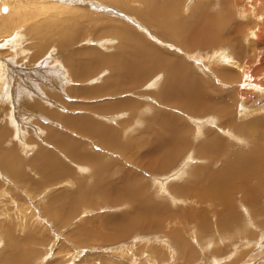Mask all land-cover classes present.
<instances>
[{
    "label": "rangeland",
    "instance_id": "rangeland-1",
    "mask_svg": "<svg viewBox=\"0 0 264 264\" xmlns=\"http://www.w3.org/2000/svg\"><path fill=\"white\" fill-rule=\"evenodd\" d=\"M20 1H23V3L21 2L19 4L24 7L19 10V14L15 17L17 20L19 19L18 22L13 24L14 20L12 25H9L11 30L8 29L4 33H1L3 29H0V264L9 262V259L5 257V254L11 249L10 247L8 248L7 245H10L12 241L15 240L22 242H19L16 247L18 245L21 246V244L26 247L25 249L22 247L19 248V254L23 252L26 253L24 254L25 256L28 255L27 257L14 255L18 256L15 258L16 264L18 262L20 264H26L28 261L29 263L27 264H148V261H150V264H161L163 259L169 260L168 254L172 252L171 249H176V260L179 259V261H175L174 263L184 264L183 259L189 257L188 250L182 246L177 248V243H174L173 240L152 238L154 235L150 234L149 231L144 232L135 229H132L131 233L127 232L119 237L113 228L110 227V224L106 222L108 218H116L118 217V214H123V209L126 207L113 204L118 199V195L121 192H126V189L129 188V184L131 185L130 181L128 182V179L123 182V179H125L124 173L127 169L132 172L134 168V171L136 172L135 177H137L136 179L139 180L141 178L139 181L144 183L148 190H150L151 186L152 191L150 193L152 194L153 192L152 195L155 196L156 199H160L161 196L156 194V189H153V183L151 180L158 178V173L150 174L151 172L149 171L151 167L141 165L139 162L134 164L130 161V163H128L127 156L129 157L128 160H130V154L128 151L126 152L124 148H122L123 151L121 150L122 153H120V157L111 153L113 149L103 148V150L101 148L103 147L102 143L100 146L97 142H94V139L89 137L91 134L86 135L84 131L82 132L83 128L69 127L72 132H67V130L63 128L62 121L60 120V118H65L66 120L64 121V124L67 123L70 126L79 127L75 121L77 120L79 123L80 117L88 116V119H90L93 124L95 121H99L101 129H103L109 128L111 125L105 122L108 119L100 118L98 115L101 114V117H112L117 114L116 112L112 113V111L101 112V95H95V93L101 92V84H104V70H102V72L101 70H95L94 72L96 73L97 71V74L93 75L88 80L86 79L84 82H78L71 76V65H67L65 59L73 56L74 59H76L78 58L76 53L87 49L99 50L98 52L101 55V46H97V42L102 39H105V43H115L116 41L114 40H107L108 38H111L112 35L110 33L108 36L106 35L108 30L105 23L108 22L107 25H109L112 21H118L124 27L137 33L144 41H147L148 44L151 45L152 43L162 48L164 47L163 45H165V41H161L160 43L159 41L161 38L167 41H169L168 39L172 40L168 34L170 32L167 29L165 30L158 21L155 22V20L151 19L154 18L152 17L154 14L148 16L149 13H147V15L145 12L146 10H142L145 6L141 3L143 1L139 0H35V4L34 0ZM186 1L187 0H179L178 6L182 3L184 4V2L186 3ZM189 1L190 0L186 3L187 7L185 6L183 10L185 15L186 13H190L194 6H200L202 8L201 10L208 15H211H206L207 19L210 17L222 19L223 16H226V14H229L230 12L233 13L232 15H235V17H232L231 24L227 27H223L229 29L230 36H242V41L245 46V55L243 58L239 59V61L250 70L249 77L244 76L246 73L243 74L237 70L234 75H231L228 80H225L226 83L231 84V86L225 88L224 86L219 87L220 93L218 94V97H221L223 100L231 99L232 101H235V109H237L236 106L241 103L240 101L244 97L243 100H245L246 103L242 104L246 105L250 110L252 109L251 111H253V113L250 111L251 114L249 113L246 118H253L255 117V114L258 117L257 113L261 115V122L259 121L258 123L261 130L255 133V139L252 137L255 143H251L252 147L255 148L258 144L259 148L256 149L259 150L264 147V78H262L264 77V0L261 2H258L259 0ZM86 2L90 7L85 8V6H83ZM255 2H257L256 6L254 5ZM137 9L139 11H137ZM45 10H49V15L48 13H45ZM54 11H56V13ZM68 12L70 14H72V12L73 14H77L78 18L75 19L71 15H66ZM58 14L59 16L56 17L59 19L57 18L54 20L56 18L55 15ZM96 15L99 16L96 17ZM191 15L195 18V13L190 14V16ZM50 17H53V19ZM200 17L203 19L204 15H200ZM41 19H43V21L46 20V22H54V36L47 34L48 36L46 35V37H42L41 39L36 38L27 32L29 24H34L36 21L39 22ZM260 20H262V22ZM19 21H21V23ZM73 22V27H70L69 24ZM153 22H155V24ZM256 23H258V28L254 27ZM67 24L70 27V30H79L76 40H74L75 42L73 41L70 43L68 41L69 38L67 39L66 37V33L69 31V27L66 29ZM241 24L243 25L238 26ZM102 29H105V32ZM16 30L21 31H18L16 36L19 35V32L23 36L22 38H17V40L19 39L18 41L13 42L10 37ZM111 32L114 31L111 30ZM159 37L161 38L157 39ZM243 38H247V41H244ZM7 39L8 41L11 40L13 43L6 42ZM62 39H65V41H62ZM175 45L178 48L183 49L180 44ZM169 46L170 48H174L172 45ZM18 48L19 50H17ZM112 49H114V47ZM112 49L111 51H104L105 54H108L107 52H115ZM214 50L215 49L209 51L199 49L195 51L194 54H184L185 56H181V60L187 63V66L191 68V71L196 74L195 76L197 78L202 80L209 79L210 85L212 86H215L213 83L218 80H220V82L224 81V73H214L212 81L209 74H204L203 72V70L206 72L208 71V68L206 69L207 62L208 66H211V58H208V56L211 55ZM195 54H197V56H195ZM201 57L205 58L201 59ZM222 63H219V65L214 64V69L218 70L220 68H227V63ZM92 64H96L95 60L94 62L92 61ZM260 69L263 70L260 71ZM59 71L65 72V81L61 80L63 79V75L60 74ZM249 82L251 84H258V88L254 87V85H251ZM149 83V81L145 84L138 83L135 87L137 89L142 88L144 92L148 93L150 92L147 88ZM260 84L261 88H259ZM118 86L120 87L117 90L120 91L122 87L120 84H118ZM206 89L208 93H212L209 91L210 88L206 87ZM134 97L136 96L133 95L128 98L130 103H128L129 105L124 109L126 116L124 118H121L122 116L118 117L117 124H113L111 127L117 130H128L120 142L124 141L127 145L130 144L128 146L125 145L126 143L123 145L125 147H133L130 152L133 155H136L137 159L142 157L140 158L142 162H147L148 159L144 158V152L147 153V149L150 150L152 145H155V149L160 154H164V146L167 148L168 143L169 146L171 145V139L169 142L168 136L170 133L174 132L172 131L170 118L162 114L163 111L172 114L177 119L188 121L185 122V126L191 130L193 129L194 126L192 125L194 123L191 124L193 120H191L190 117H185L184 110L181 108L176 107L175 110L172 109L174 108L173 106L169 105L168 106L171 108H164L158 104H152L153 102H151L150 105H141L138 99H135ZM174 99H176L175 96ZM131 103H135V105H131ZM229 103L230 102L228 101L227 105H229ZM255 108L260 109V111H255ZM119 114L121 115V112H119ZM205 114L208 115L203 116V120H201L204 121L203 123L205 124L211 120L210 118L215 120L217 118V116L212 113H204L203 115ZM69 118L73 119V122H75L74 125ZM75 118L78 119L75 120ZM241 118L240 120L234 119L235 127L238 131V121L243 125L246 123V118L244 117L245 120ZM227 119L229 121V118ZM214 126H216V122H214ZM235 127H232V130ZM50 129L54 130L55 133L52 134ZM216 131H218V129H216ZM229 132L231 131L229 130ZM81 133L82 135L85 134L84 136H87L90 139L83 137ZM66 134L73 140L76 139L75 141L80 142L81 145H86L85 151L87 153H95L96 155L94 154V157L99 158L101 169L95 168L91 161L85 162V166H78V162H75L74 159L69 157L65 151L63 152L60 147L54 145L55 143H53L52 140L57 141L58 139H61L62 136L66 137ZM103 134H105L104 129ZM51 135H55L52 140ZM218 135H220L225 141H228L229 144L232 142L231 152H235L233 145L235 146V149L240 147V144L237 141L233 142L232 139H228L227 134H221V132L218 131ZM62 139L67 140L63 137ZM59 143L60 141L58 140L57 144ZM69 143L70 145H73L71 141H69ZM120 144V146H122V143ZM113 145L114 143H112V146ZM81 149L82 147L80 144H77L73 145L72 151L75 152V150H77L82 152ZM40 152L43 155L42 157H40ZM45 153L47 155H45ZM122 154L126 157H123ZM223 157L224 155L222 153L218 158V165L217 163L216 166L214 165V160L209 162L205 161L204 164L206 166L202 163L203 165L193 172L192 178L198 177L200 174L199 177H201V181L205 180L202 182L203 189L206 188V185L207 187H210L209 183L213 181L211 176H215V173L218 174V176L222 175V173L223 175H228L220 176V178H223V180L222 178L221 180L225 181L226 178H228L230 182H235L233 184L236 189V186L238 185L237 179L235 176L230 175L233 170H226L227 172L222 171V173H217V171L222 168V163H220V161ZM46 158L54 160L53 162H57L62 167L64 165L65 167L63 168H66L65 170L67 171V174L48 176L44 168L47 164ZM259 158L263 159L264 155L259 156ZM247 159L245 158L244 160L246 161H241L240 171L251 165L250 160ZM163 161L172 164L174 159H170L164 155L157 159V163H162ZM196 164H201L200 160L195 159L192 164H187L189 165L187 166L189 169L187 171H191ZM76 166L77 168L87 167V170H77ZM201 169L202 171H200V173L199 170ZM190 174L191 173H189V175ZM189 178L190 176H185V179L181 182H174L173 180L167 179V181H169V183L166 184L167 189L175 187V189L178 190L182 188L179 186H181L186 180H190ZM64 181L71 184H66ZM207 182L209 183L206 184ZM247 183L252 186L251 188H255V190L257 189V192H264V175L261 180L253 178L251 180L247 179ZM82 184L84 185V190L85 186H88L86 187L87 191L84 192L85 199V193L87 194L91 192L94 197V206L89 205L92 201L91 199H88V202H85L84 206L83 204L77 205L79 203L78 201H80L78 199L82 195H77L82 191ZM62 192L65 195L61 196L62 200L60 201L59 196ZM53 195H57L55 200L52 198L54 197ZM228 196L230 198L231 208L234 211H237L235 212V214H237L236 217L233 215L234 211L229 212L231 209L225 207L226 205H220L218 196H216L217 199L214 201V204L212 205L213 207L205 210V208H208V204H206L202 205V207H199L197 210L198 212L207 211V213H205L207 215L206 217L211 216L208 219H211L212 222H214L212 225H215L217 228L213 226L211 227L212 233L205 237L206 240H203V237L198 238L203 235L199 234V232H197V234L195 232L183 235L186 239L184 241H187L189 248H192L195 252V254H193V260L189 259V264H193V261L196 262L194 264H212V261L213 264H229L232 261H237V264H264V197L258 202L254 201L253 203H245V207L244 205L241 206L239 203L238 199L240 193L238 191H234L233 194L227 195V197ZM165 197L168 199V204L171 203L172 207L175 206V210L182 211L186 208L185 205L182 207V205L177 204L176 200L173 202L169 197ZM50 198H52L53 203L49 202ZM69 198L70 200L72 199L75 204L72 205V201H70ZM58 202L61 205L58 204ZM62 205L66 206V212L61 210ZM74 205H77V207L74 208ZM103 207H105V209ZM70 209H73L74 211L72 210L73 212H70ZM210 209L213 212H210ZM220 210L222 211L220 212ZM55 211L58 212L55 214ZM63 211L66 214H63ZM214 212L219 215L222 214V217L224 218L222 225L225 223L229 224L232 228V233L226 232V235L219 233L220 225L216 222L217 220L214 216ZM255 212L257 216L255 215ZM62 215L64 217H62ZM189 223L195 226L192 222ZM164 224L167 225V222ZM170 226H173V229L177 230V226ZM178 226H181V224L179 223ZM235 226L237 228H235ZM197 227L202 229L200 225ZM233 227L238 233H244V236L236 235ZM168 229L169 228L167 227H163V232L161 231L160 234L156 235H163ZM2 230L6 232L7 236L6 234L1 235V232H3ZM252 235L254 236V239L252 238ZM147 236L149 237L147 238ZM258 236H260L261 239H259ZM120 238L121 240H119ZM34 240L35 242L38 240V243L33 242ZM147 243H149V245ZM166 243L168 245H165ZM169 246H172V248ZM152 247H154V249L156 248L155 250L157 254L148 251ZM226 250L229 251V254H227L228 252ZM26 251H28L29 254ZM224 252H226V254ZM158 258H162V260L159 261ZM220 260H223V263ZM162 264H168V261L163 262Z\"/></svg>",
    "mask_w": 264,
    "mask_h": 264
},
{
    "label": "bare ground",
    "instance_id": "bare-ground-1",
    "mask_svg": "<svg viewBox=\"0 0 264 264\" xmlns=\"http://www.w3.org/2000/svg\"><path fill=\"white\" fill-rule=\"evenodd\" d=\"M114 1H116V0H114ZM139 1H143L141 3H143L145 6L144 8H142V10L143 11L146 10L145 11L146 14L149 13V15L147 14L148 16H150V15L152 16V14H154V16H152L154 18H151V19L155 20V22L158 21V23L161 24L165 30L167 29L170 32V33H168L172 39V40L168 39L170 42L161 38V37L157 38V39L161 38L159 43L161 41L162 42L165 41V43H164L165 45H163L164 50L162 47H160L158 45H154L152 43H151V45L148 44L147 41H144L137 33L133 32L131 29H129L127 27H124L118 21L115 22V21L109 20L112 22H110L109 25H107L108 22L105 23L107 30H108V32H107L108 34L106 33V35L108 36L110 33L112 36H111V38H108L107 40H114L116 42L115 43H113V42L105 43V39H102L101 41L97 42V46H99V47L101 46V55L98 52L99 50H88L87 49L88 51L84 50V51H81L79 53H76V55L78 57L76 59H74V56L65 58L67 65H71V70H72L71 76L73 77V79L75 81L84 82V81H86V79L88 80L93 75L97 74V71L101 70V72H102V70H104L103 71L105 74V76L103 78L104 84H101V92L96 91L97 93H95V95H99V94L101 95V109H100L101 112L112 111V113H114V112L117 113L116 115H114L112 117H107V116L101 117V114L98 115L100 118L108 119L105 122L110 124L111 126H113V124L114 125L117 124L118 117L122 116L121 118H124L126 116L124 109L126 108L127 105H129L128 103H130L128 101V98L134 95V96H136L134 98L138 99V101L141 105H150L151 102H153L152 104H158L159 106L164 107V108H167V107L171 108L169 106H173L174 108H172V109H175L176 107L181 108L182 110H184L185 117H190V119L194 121V122L192 121V123H191V124L194 123L192 125V126H194L193 129L191 130L185 126L186 125L185 122H188V121L177 119L172 114H168V113H165L163 111L162 114H164L165 116L170 118L172 131L174 132V133H170L168 136L169 142L171 139V145L169 146V143H168L167 148H166V146H164V148H163L165 150L164 154H160L159 152H157V150L155 149V145H152L150 147V150L147 149V153L144 152L145 153L144 158L148 159L147 162H145V161L142 162L140 159L142 157H139L137 159V156L133 155L130 152V150H132L133 147H130V146H129L130 148L125 147L123 144H125L126 142H124V141H123L124 143L120 142L122 140V138L124 137V134H126L128 130H117V129H113L110 126L109 128H103L104 132H105V134H103V129H101V124L99 123V121H95L93 124V122L90 119H88V116L80 117V120H79L80 124L76 120L78 118H75V120H76L75 122H77L76 124H78L79 127L70 126L67 123L64 124V121L66 120L65 118H60V120L62 121L61 123H62L63 128L65 130H67V132H72L70 128H83L82 132L84 131V133H86V135L91 134V136H89V137L90 138L92 137L94 139V142H97V144H99L100 146L102 143V145H103V147H101L102 149L103 148L104 149H113V151H111V153L120 157L121 156L120 153H122V151H123L122 148H124L125 151L126 152L128 151L130 154V155L127 154L131 158L130 160H128L129 157L127 156V161H129L128 163H130V161L134 164L139 162V164H141V165L151 167L150 171H149V172H151L150 174H152V173L157 174L158 173V175H159L158 178H154L153 180H151V179L150 180L153 183L152 184L153 189H156V191H155L156 194L161 196L160 199H156L155 196L152 195L153 192H152V194L150 193L152 191L151 186H150V190H148L146 188L145 184L139 181L141 179L140 177H139L140 178L139 180L136 179L137 177H135L136 172L134 171V168H133L132 172L127 169V171L124 173L125 179H123V182H125V180L128 179V182L130 181L131 185L129 184V188L126 189V192H121L118 195L119 196L118 199L113 204V205H120V206H123V207L126 206V207L123 209V214H121V213H120V215L118 214L117 215L118 217H116V218H113V217L108 218L106 220V222H108L110 224V227L113 228V230L118 234L119 237L123 236V234H125L127 232L131 233L132 229L133 230L135 229V230H139V231L142 230L144 232L149 231L150 234L154 235V236H152V238H162L163 240H173L174 243L175 242L177 243V246H176L177 248L179 246H182L183 248L188 250L189 257L184 258L183 263L189 264L190 263L189 259L193 260V258H194L193 254H195V252L192 248L191 249L189 248L187 241H184L186 239L183 237V235L184 234H191V233H195V232L197 234V232H199V234H203V235L199 236L198 238L203 237V240L204 239L206 240L205 237L208 234L212 233L211 227L213 226L212 224L214 223V222H212L211 219L210 220L208 219L211 216L206 217L207 215L205 213H207V211H205V212L204 211H201V212L197 211L199 209V207H202V205L208 204L207 205L208 208H205V210H208L209 208L213 207L212 205L214 204V201L217 199L216 196H218V200L220 201V205L221 204L226 205L225 207L232 210V211L230 210L229 212H233L234 210L230 206V204H231L230 198H229V196L227 197V195L233 194L234 191H238L240 193V197L238 200H239V203L241 206L244 205L245 203H249V202H251V203H253L254 201L258 202L259 200H262L264 197V192H262V191L257 192L256 191L257 189L255 190V188H251L252 186H250L247 183V179L251 180L253 178L256 180H261V179H263V175H264V158L263 159L259 158V156L264 155V147L257 150L256 148H259L258 144L256 145V148L252 147V145H251V143H255L253 141L252 137H254V139H255V136H256L255 133L257 131L261 130V128L259 127L260 125H258L261 115L257 113V115H258V117H257L255 114V117L249 118L252 120H249L246 118L252 109L250 110L246 105L242 104V103H246V101L243 100L244 97L241 99V101H240L241 103H239L238 106H236L237 109H235V104H236L235 101H232L231 99L223 100V99H221V97H218V94L220 93L219 87L224 86V88H225V87L231 86V84H229V83L227 84L225 80H228V78L231 77V75H234V73L237 70L243 74L246 73L244 76H247V77H249V72H250V70H248V68L245 65H243V63H241L239 61V59L243 58V56L245 55V46H244L243 41H242V36L241 35H239V37L230 36L229 35V29L224 28V27H227L229 24H231L232 19H233L232 17H235V15H232L233 13L230 12L229 14H226V16H223L222 19L212 18V17L207 19L206 15H208V14L206 12H204L203 10H201L202 8L200 6L199 7L194 6L192 11L188 14L186 13V15H185L183 10H184L185 6L187 7L186 3L188 0L186 1V3L184 2V4L182 3L179 6H178L179 0H139ZM261 1L262 0H259L258 2H261ZM21 2L23 3V1H20V0L19 1L18 0H0V29L1 30L3 29V31L1 33H4L8 29H10L9 25H12V22L14 20L15 21L13 22V24L18 22L19 19L17 20V18H15V17L19 14L18 13V12H20L19 10H21L24 7L23 5L19 4ZM134 2H136V1H134ZM86 3L83 4V6H85V8L90 7L88 5V3H87V5H86ZM256 3L257 2L254 3L255 6L257 5ZM34 4H35V0H34ZM80 6H82V5H80ZM91 6H92V4H91ZM27 7H28V5H27ZM44 7H46V6H44ZM79 9H80V7H79ZM90 9H88V10H90ZM137 11H139V10L137 9ZM179 11H180V13H179ZM54 12L56 13V11H54ZM45 13H48V15H49V10H45ZM194 13H195V18H193L192 15L190 16V14H194ZM21 14H22V11H21ZM72 14H73V12H72ZM72 14H70L68 12L66 15H71L75 19L78 18L77 14H73V15ZM202 14L204 15L203 19L200 17V15H202ZM209 14H211V13H209ZM56 16H59V14L55 15V17ZM98 16L99 15H96V17H98ZM208 16H211V15H208ZM241 16H243V15H241ZM57 18L58 17H56L54 20H56ZM60 18H61V15H60ZM74 18H73V20H74ZM51 19H53V17ZM48 20H49V18H48ZM63 21H61V22H63ZM129 21H130V19H129ZM260 21L262 22V20H260ZM19 22L21 23V21H19ZM155 22H153V23L155 24ZM57 23H59V22H57ZM72 24H74V22L69 24L70 27H73ZM242 25L243 24L238 25V26H242ZM68 27L69 26L67 24L66 29H68ZM70 27H69V31L67 30L68 31V33H66L67 35L66 34L65 35H66L67 39L69 38L68 41L71 43L74 40H76V36L78 35L77 33L79 32V30L78 31H77V29L70 30ZM220 27H223V28H220ZM254 27L258 28V23H256L254 25ZM26 28H28V27H26ZM111 30H113L114 32H111ZM18 31H20V30H16L13 33V35H11V37L9 36L13 42L18 41L19 39L17 40V38H22V36H23L20 33L22 31V29L19 32V35H18L19 37L16 36ZM27 32H29V34H31L32 36H35L36 38L42 39V37H46L47 34H51L53 36L55 35V25H54L53 21L46 22V20L43 21V19H41V21H39V22L36 21V23H34V24L33 23L29 24V28L27 29ZM11 40L8 41V39H7L6 42L13 43ZM243 40L247 41V38H243ZM62 41H65V39L64 40L62 39ZM116 44H118V45H116ZM175 44H180V46L184 50L181 48H178ZM169 45H172V47H174V48H170ZM157 46H158V48H157ZM113 47H114V49H112ZM159 48H161V49H159ZM94 49H95V47H94ZM111 49L115 52H113V53L107 52L108 54H105L106 51H111ZM199 49H204V50H208V51L215 49L212 52V54L208 56V58H211V60H210L211 64L209 63L211 66L209 67L208 62H207L206 69L208 68V71L206 72L205 70H203V72H204V74H209V76L212 78V81H213L214 73H224V81L223 82H220V80L217 79L218 81L213 83L215 86L210 85L209 79L208 80H202L200 78H197L195 76L196 74L193 71H191V68H189V66H187V63H185V61L181 60V56H185L184 54L191 55V54H194V52L199 50ZM17 50H19V48ZM197 54H195V56H197ZM202 58H205V57H201V59ZM94 60L96 63L95 65L92 64V61L94 62ZM212 62H213V65H212ZM222 62L227 63V68H223V69L220 68L218 70L214 69V64L219 65V63H222ZM203 63H204V61H203ZM88 65L92 66V67H89ZM97 65H99V66H97ZM95 70H97L96 73L94 72ZM262 70L263 69H260V71H262ZM59 72H60V74L63 75V79H61V77H60V79L65 81V79H66V75H64L65 72L64 71H59ZM98 78H100V77H98ZM262 78H264V77H262ZM147 81L150 82L147 85L148 91H150V92L146 93L142 90V88L137 89L135 87L138 83L145 84ZM118 84H120L122 87L120 91L117 90L120 87V86H118ZM217 85H218V87H217ZM251 85H254V87L258 88V84H256V83H253ZM206 87L210 88L209 91L212 93H208ZM131 88H133V89H131ZM259 88H261V84L259 85ZM126 89H129V90H126ZM123 90H126V91H123ZM119 92H120V94H119ZM174 96L176 97V99H174ZM164 99H167V100L162 101ZM220 100H222V101H220ZM228 101L230 102L229 105H227ZM131 105H135V103H131ZM71 108H72V106H71ZM263 108H264V106H263ZM3 110H4V108H3ZM255 111L259 112L260 109L255 108ZM119 112H121V115L119 114ZM185 112L188 113L189 115L186 114ZM204 113H212V114L216 115L218 119L216 117H215L216 120L213 118H210L211 120L206 122L207 124H205V123H203L204 121H201V120H203L202 119L203 116H207L208 114L203 115ZM251 113H253V111H251ZM190 115H192V116H190ZM241 116H242V118H241ZM243 116L246 118V120L244 119ZM226 117L229 118V121ZM240 118L244 119L246 123L243 125L242 123H239L240 121H238V124H239V131H238L237 128L235 127L234 119L240 120ZM69 120L73 122L72 118H69ZM75 122H73L72 124L74 125ZM214 122H216V126H214ZM232 127H235L233 129L234 131L232 130ZM216 129H218V131H220L221 134H225V135L227 134L228 139L229 138L232 139L233 142L237 141L240 144L239 145L240 147L235 149L234 148L235 146L233 145V149L235 152H231L230 150L232 149V142L229 144L228 141H225L224 139H222L221 136L218 135V131H216ZM229 130L231 132H229ZM50 131L52 132V134L55 133L54 130L50 129ZM232 132H233V134H232ZM81 135H82V133H81ZM84 135L85 134H83L82 136L85 137ZM54 136L55 135H51V140ZM257 136H259V135H257ZM62 137L66 138L67 140H63ZM62 137H61V139H58L60 141V143H59L60 145L57 144L58 140L57 141L52 140L53 143H55L54 145L56 147H60L63 152L65 151L69 157L74 159L75 162H78L79 163L78 166L79 165L85 166L86 165L85 162L91 161V162H93V165L95 168L101 169V166L99 165V158L94 157L96 155L95 153H94L95 155L93 153L92 154L87 153L85 151L86 145H81L80 142L75 141L76 139L73 140L72 138L68 137V135L66 137H64V136H62ZM89 137L86 136L85 138L90 139ZM69 138H70V140H69ZM112 138L114 141L112 140ZM88 139H86V140H88ZM256 139H257V137H256ZM69 141H71V143L73 145L80 144V146L82 147V149H81L82 152H79L77 150H75V152H73L72 151L73 145H70ZM90 142H91V140H90ZM112 143H114L113 146H112ZM120 143H122V146H120L121 145ZM125 145H127V143ZM128 145H130V144H128ZM118 146H119V148L120 147L121 148L119 149ZM126 148H127V150H126ZM125 151H124V153H125ZM228 151H230V152H228ZM222 153H223L224 157L221 159V161L219 159L220 163H222V166H221L222 168L219 171H217V173L218 172L222 173V171H226V170H229V171L233 170V171H231L232 174H230V175L235 176L237 179L238 185L236 186V189L239 187V185H240V187L236 190L234 188V184H233L235 182H230L228 180V178H226L225 181H222L223 178L221 177L222 178V180H221L220 176H228V175H226V174L223 175V173H222V175L218 176V174L215 173V170H216L215 169L214 170L215 176L213 175L214 173L212 174L213 176H211L213 181H211L210 183L209 182L206 183V184L209 183L210 187H207V185H206V188L204 187L205 189H203L202 188L203 187L202 182H204L205 180L201 181V179H200L201 177H199L200 174L198 175L199 178L198 177L192 178L193 172L196 169H199L204 164L205 161L209 162L211 160H214L213 161L214 165L216 166V163L218 165L219 164L218 158ZM45 155H47V154L45 153ZM162 155H164L170 159H174L172 164H168L166 161H163L162 163H160V162L157 163V159H159L160 156H162ZM42 156L43 155L40 152V157H42ZM52 156H53V154H52ZM242 156H248V157H242ZM123 157H126V156L123 155ZM245 158L246 159L248 158L250 160L251 165L243 168L242 171H240L241 170V167H240L241 161H246V160H244ZM195 159L200 160L201 164H196V166L194 165L195 167H193V168L191 167L192 168L191 171L188 172L187 170H189V169L187 168V166H189V165H187V164H192ZM53 161L54 160H52L50 158L47 159V164L44 167L45 172L48 174V176H57V175L67 174V171L65 170L66 168H63V167H65L64 165L62 167L57 162H53ZM125 162H126V159H125ZM208 162H207V164H208ZM209 165H210V163H209ZM8 166H9V164H8ZM76 168H77V166H76ZM247 168H248V170H247ZM77 170L86 171L87 167H82V168L80 167V168H77ZM246 170H247V172H246ZM133 171H134V173H133ZM200 171H202V169L199 170V172ZM189 173H191V174L189 175ZM17 176H20V175H17ZM185 176L186 177L190 176V178H189L190 180L189 181L186 180L181 186H179L182 188H180L178 190L175 189V187L172 189H167L166 184L169 183V181H167V179L173 180L174 182H181L185 179ZM191 178L194 180H192ZM196 179H197V182H196ZM209 179H210V177H209ZM224 179H225V177H224ZM135 180L136 181L138 180V181L136 182ZM206 180H208V179H206ZM64 182L66 184H71V183H68L66 181H64ZM83 184H82V191L80 192V194H77L78 196H80L82 194L81 197H79V199L77 197V199L80 200V201H78L79 203L77 202L78 203L77 205L83 204V206H84L85 202L87 203L88 199H91L92 201H91V203H89V205L92 206L94 203L93 202L94 197L92 196L91 192L87 193V194L85 193V196H86V199H85L84 192L87 191L86 187H88V186H85V190H84ZM62 193L59 196L60 201L62 200L61 196L65 195L64 193L63 194ZM53 196L54 197H52V196L51 197L55 200L57 198L56 197L57 195H53ZM165 196L172 199L173 202H174V200H176L177 204L182 205V207H183V205H185L186 208L182 211L175 210V208H174L175 206L172 207L171 203L170 204L167 203L168 199H166ZM52 198L49 199V202H52ZM69 200H70V198H69ZM70 201H72V199ZM219 201H218V203H219ZM49 202H48V204H49ZM59 202H58V204H60ZM103 202H105V201H103ZM218 203H216V204H218ZM71 204L73 205V204H75V202L72 201ZM177 204H174V205H177ZM77 205H74V208L77 207ZM223 205H222V207H223ZM49 207H50V205H49ZM65 208H66V206L62 205L61 210H64L66 212ZM67 208H68V206H67ZM103 208L105 209V207H103ZM233 208H235V207H233ZM72 210L73 209H70L69 211L71 212ZM64 211H63V214H66V213H64ZM211 211L212 210L210 209V212ZM221 211L222 210H220V212ZM226 211H228V210H226ZM57 212L58 211H55V214ZM196 212H198V213H196ZM235 212H237V211H234L233 215L236 217L237 214H235ZM256 212H255V215H256ZM250 214H251V212H250ZM220 215L218 213L214 214V216L216 217V220H217L216 222L218 223V225H220L219 226L220 227L219 233L222 235L223 234L226 235V232L232 233L233 231H232L231 226H229V224L225 223L224 225H222L224 222V218L222 217V214H220ZM62 217H64V216L62 215ZM213 220H214V218H213ZM166 222H167V225H169V226L164 224ZM189 222H192L193 224H195L196 227L193 226L192 224H190ZM179 223L181 224V226H178ZM170 225L177 226V228H176L177 230H174L173 226H170ZM188 225H190V226H188ZM199 225L202 227V229L197 227ZM261 226H262V224H261ZM163 227H167L169 229L167 231H165L163 233V235H160V236L156 235V234H160L161 231L163 232V230H162ZM213 227L217 228L215 225ZM235 228H237V227L235 226ZM235 228H234V230H235L234 233L236 235L244 236V233H238V231H236ZM2 231L3 232H1V235L6 234V232L4 230H2ZM252 232H251V234H252ZM255 235H257V234H255ZM6 236H7V234H6ZM233 236H235V235H233ZM260 236H258L259 239H261ZM148 237L149 236H147V238ZM104 238H106V237H104ZM252 238L254 239V236ZM119 240H121V238ZM119 240H118V243H119ZM145 240H154V239H145ZM19 242L22 243L19 240H15V241H12V243L10 242L11 243L10 245H7V247L8 248L10 247V249H11L10 251L6 252V254H5V257L7 259H9V262L8 263H1V264H16L15 258H17L18 256H14V255H22L23 257L28 256V255L25 256L24 254H26V253H23V252L19 254V252H20L19 248H21V247L24 249L26 248L23 244H21V246L18 245L16 247V245ZM33 242H35V240ZM36 242L38 243V240H36ZM162 243H163V241H162ZM147 244L149 245V243H147ZM165 245H168V244L166 243ZM173 245H175V244H173ZM153 246H154V244H153ZM154 247L150 248V250H148V251H151V253H156V250H155L156 248L154 249ZM169 247L172 248V246H169ZM168 250H170V249H168ZM171 250H172V252L168 254L169 260H167V259L162 260V258H158V260L159 261L162 260L161 261L162 263L168 261V264L174 263L175 261H179V259L176 260V251H175L176 249L175 250L171 249ZM23 251H25V250H23ZM26 252L28 253V251H26ZM227 252H228L227 254H229V251H227ZM224 253L226 254V252H224ZM161 257H163V256H161ZM19 258H21V257H19ZM22 259H24V258H22ZM216 259H218V258H216ZM220 261L222 262L223 260H220ZM148 262H149L148 264H150V261H148ZM27 263H29V261ZM194 263H196V262L193 261V264ZM235 263L237 264V261H232L229 264H235ZM17 264H20V263L18 262ZM212 264H213V261H212ZM224 264H226V263H224Z\"/></svg>",
    "mask_w": 264,
    "mask_h": 264
}]
</instances>
